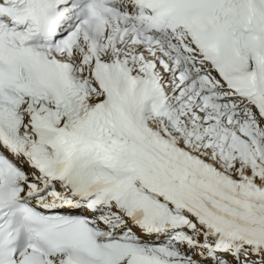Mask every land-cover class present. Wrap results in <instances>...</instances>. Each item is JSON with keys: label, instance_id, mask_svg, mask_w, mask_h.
<instances>
[{"label": "snow or ice", "instance_id": "6c2138e0", "mask_svg": "<svg viewBox=\"0 0 264 264\" xmlns=\"http://www.w3.org/2000/svg\"><path fill=\"white\" fill-rule=\"evenodd\" d=\"M0 264H264V0H0Z\"/></svg>", "mask_w": 264, "mask_h": 264}]
</instances>
